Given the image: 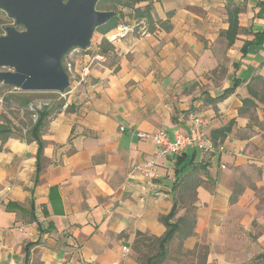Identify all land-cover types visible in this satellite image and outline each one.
Returning <instances> with one entry per match:
<instances>
[{
    "label": "crops",
    "instance_id": "obj_1",
    "mask_svg": "<svg viewBox=\"0 0 264 264\" xmlns=\"http://www.w3.org/2000/svg\"><path fill=\"white\" fill-rule=\"evenodd\" d=\"M227 5L240 8V31L230 44L223 34ZM133 14L122 19L132 29L105 35L113 57L91 64L84 80L57 98L63 104L50 113L40 132L43 157L37 182L38 144L23 129L29 117L18 106V112L10 114L0 102V125L12 130L0 138V264H137L132 251L136 232H164L161 217L172 208L173 183L200 162L206 163L207 173L196 189L195 232L209 245L205 264H244L253 257L214 256L212 245L225 243L218 236L225 229L219 221L228 224L229 209L250 195L244 190L237 204L230 203L233 182L245 169L251 174L255 168V174H262L258 186L264 183V128L253 124L257 134L236 135V129L249 122L248 115L239 112L248 95L246 84L254 75L264 78V0H152V31L144 18L138 21L142 26L134 28ZM89 56L84 53V63ZM235 80L239 85L232 93L205 101V95L216 97ZM190 113L204 118L210 141L211 130L234 120L221 143L225 150L211 155L201 150L197 160V149L188 148L158 160L161 194L142 200L144 176L138 167L154 157L157 147L150 138H139L137 131L164 127L173 140L187 131ZM255 114L261 121L259 109ZM120 126L125 129L120 131ZM181 162L187 166L183 171ZM8 203L14 209L9 210ZM249 211L241 212L236 227L249 231V216L257 215L262 228L264 212L258 216L254 206ZM251 245L264 246V233L243 244V251Z\"/></svg>",
    "mask_w": 264,
    "mask_h": 264
},
{
    "label": "trees",
    "instance_id": "obj_2",
    "mask_svg": "<svg viewBox=\"0 0 264 264\" xmlns=\"http://www.w3.org/2000/svg\"><path fill=\"white\" fill-rule=\"evenodd\" d=\"M151 3L152 0H99L96 4V9L98 10H113L115 11V15L112 16L108 21L104 24H101L96 27L95 33L99 35L98 38L95 39L92 37V44L85 49L80 50L86 53L87 51H91V54H103L106 55L107 59L113 57V46L110 40H108L105 35L110 32L113 28H115L122 21L123 17L126 14L134 13L133 16L136 19L135 27L142 26L138 21L142 18L145 19L146 28L149 31H152L155 27V22L150 16L151 11ZM123 9H128L129 12L125 13ZM238 12H240V8L230 5L226 7L227 13V21L228 28L223 31L224 36L228 40L230 44L237 33L240 31L238 26ZM5 15L4 12L0 9V16ZM171 12L167 13V16H170ZM157 23L168 29L169 26L165 21L158 20ZM4 25H2L1 17H0V34L3 33ZM21 26H17L19 29ZM134 27V28H135ZM22 28V27H21ZM63 68H64V59L62 60ZM239 80H235L230 86L224 89L221 94L216 97H209L205 95V101L207 103H212L219 101L232 93L235 88L239 85ZM260 84V87L258 86ZM3 88L13 89L12 86H7L1 84ZM248 95L242 98V105L239 108V112L242 114H247L249 117V122L246 127H250L255 124L259 127L262 126L261 122H259L257 115L255 114V110L259 104L264 105V78L259 75L252 76L246 84ZM37 95L33 92H22L20 90H13L12 93L7 94L3 97L4 102L7 106H11V103L14 102L18 107L23 108L24 115L29 117V123L27 127H23L26 132V135L31 139L35 140L38 144L37 152H36V167L34 172V181H38V175L41 172V162H42V152H43V141L40 138V132L44 127L47 117L50 113L62 106L63 101L58 98V94L54 92L46 93L45 97L50 98V102L43 105V107L37 112V119L32 121L30 112L27 110L28 104L31 101H34V98ZM252 109L253 112H250ZM234 124V120H230L225 125L213 129L209 133V137L211 142L215 145H221L224 138L232 131V126ZM264 128V127H263ZM12 130L9 127L0 125V138L4 139L6 135L11 133ZM213 153V152H211ZM192 163V162H191ZM206 163L200 162L198 165H193L190 169L182 173L181 176L177 178V181L173 183L172 189L175 191V198L173 200V205L170 212L161 217V221L165 227L164 232L157 236L149 233H143L137 231L135 234V239L132 243V251L135 257V261L137 264H162L166 258H168L169 247L170 245L177 240L179 247H183L184 243L187 239L195 237V226L197 223V194L196 189L202 183V177L206 175ZM177 191V192H176ZM195 201L192 203V208H186L185 213L176 217L177 211L179 209L180 199L185 195H189ZM229 201L232 203L236 201L235 194H231L229 197ZM13 203H8L7 208L14 209ZM29 209H33V202L28 201ZM26 249V248H25ZM143 249H146V251ZM148 249H153V253H150ZM182 249V248H181ZM28 256H25L27 259ZM255 260L261 261L264 264V251L257 254L254 258ZM207 261V252H205L204 256H202L201 264H205Z\"/></svg>",
    "mask_w": 264,
    "mask_h": 264
},
{
    "label": "water",
    "instance_id": "obj_3",
    "mask_svg": "<svg viewBox=\"0 0 264 264\" xmlns=\"http://www.w3.org/2000/svg\"><path fill=\"white\" fill-rule=\"evenodd\" d=\"M98 1L0 0L14 22L0 35V83L22 92L65 93L70 79L64 56L87 49L96 27L115 15L96 9Z\"/></svg>",
    "mask_w": 264,
    "mask_h": 264
},
{
    "label": "rangeland",
    "instance_id": "obj_4",
    "mask_svg": "<svg viewBox=\"0 0 264 264\" xmlns=\"http://www.w3.org/2000/svg\"><path fill=\"white\" fill-rule=\"evenodd\" d=\"M4 14H5L4 16L3 15L0 16L1 21H2V25H4V26L14 25L13 19L9 18L5 12H4ZM122 25L123 26L124 25L129 26V23L126 22L125 20H123L119 23V25H117L115 28H113L110 32L116 31L118 29V27H122ZM139 27L140 26H137L135 28L138 29ZM19 29H22V28L20 27ZM131 29H132V27H131ZM143 29L144 28L141 27V30H143ZM3 33H4V30H3ZM94 36H95V39L99 37V35L95 32L93 33V38H94ZM91 44H92V40H91ZM87 52H89L88 54H91L90 50ZM84 53H86V52H83V51L75 52V57L77 58V60L81 61L77 64L81 65L82 67L84 66L85 63L88 62L87 61L84 63V61L82 59ZM93 63H96V62H93ZM82 67H77V69L79 70ZM12 92H13V89L3 88L1 86V83H0V102H1V104L6 105L7 111L13 115L14 113L18 112L16 110H18L19 108L17 107V105L14 102H12L11 106L9 107V106H7V104L3 100L4 96H6L7 94L12 93ZM33 93H35L37 95L34 98V100H44V102H46V103H49L51 100L50 98L45 97L46 93H49V92H33ZM256 109H259V115L262 118L261 121H259V122H261L262 126L261 127L258 126V128H257V129L261 130L264 127V105L259 104ZM250 112H253L252 109L250 110ZM28 123H29V121H26L24 123L23 127H27ZM251 126L250 127L248 126L246 128H242V129L241 128L236 129L237 130L236 135L239 136L240 138H249V137H252L254 134H257L256 133L257 131L255 132V130H253ZM256 137L261 138V136H256ZM249 149L253 150L252 147H249ZM244 151H245V149H244ZM203 152L207 153L208 155H211V152H206V151H203ZM242 153L244 154L245 152H242ZM202 154H203L202 151L197 149L194 159L200 160ZM181 163L182 164H180V166H179V171H183V169H185L187 167L185 165L186 163H183V162H181ZM216 163H217L216 160H214L213 168H216ZM254 169L255 168H252L253 173L248 174L249 169L247 168V169H245V172H243L242 175H239L238 179H236V180L234 179L235 181L232 184V194H235L236 201H237L240 193L244 190L250 191V195L244 196V198L242 199V203H240V204L235 203L236 201L233 202L237 205H235L234 207L229 209L228 214H229L230 218L228 220V224H226L225 219H223L222 221H219V222H223L222 227H224L225 229H222L223 235L222 236L218 235V236L221 239L223 237L225 240V243H223L222 246H217V247L215 245H212V251L214 252V256H253L252 258H250L249 261L245 262L244 264H262L261 261L255 260L254 258L257 254L264 251V246L259 245L257 247L256 245L255 246L253 245V247H252V245H251V247L247 253H245V251H243V250H245V248L244 249L242 248L243 244L247 243L248 241H250V242L255 241L258 234L264 233V225H262V228H259L260 226H258L259 222L257 220V215H255L254 218H253V215L249 216L250 219L248 220V222H250V225H251V229L249 231L244 229L240 225H239L240 226L239 228L236 227V224H238L237 221L241 217V212H243V211L250 212L249 209L253 206L257 208L258 216H260L264 212V183L263 184L259 183V186L257 183V182H259V179L262 178L261 177V178L257 179V177H260L262 174L260 171L258 172V174H255ZM194 202L195 201L190 196V194L185 195L182 198V200L180 199L179 213L178 214L179 215L184 214L186 208H189V207L192 208L191 205ZM230 210H232L231 213H230ZM235 222H237V223H235ZM252 232H255V234H252ZM203 240L201 242L199 240V237L196 235L195 237H192L189 240H186L183 247H181V246L179 247L177 240H175L169 247L168 258H166V260L162 264H201L200 262L202 260V256H204L205 252H207V257L209 255V245L204 243ZM214 243L217 244V242H214ZM144 250L146 251V249H143V251ZM148 250L150 251V253L154 252L153 249L152 250L148 249Z\"/></svg>",
    "mask_w": 264,
    "mask_h": 264
},
{
    "label": "built area",
    "instance_id": "obj_5",
    "mask_svg": "<svg viewBox=\"0 0 264 264\" xmlns=\"http://www.w3.org/2000/svg\"><path fill=\"white\" fill-rule=\"evenodd\" d=\"M131 29V26L122 25L114 32H119L120 35L126 33ZM108 39V38H107ZM109 40V39H108ZM80 51L79 48H74L70 50L64 56V70L68 74L70 79L69 89L63 93H57L59 96H64L65 94L72 91V89L80 84L85 76L89 72V67L93 62H103L106 60V55L103 54H90L87 64H85L79 71L77 67L78 60L75 57V52ZM13 90L15 88L13 87ZM60 98V97H59ZM47 104L44 100H34L28 104V111L32 121L37 119V112ZM206 121L198 113L189 114V125L187 131L175 135L174 139H169L166 129L164 127H158L151 132L137 131L136 135L139 138H150L156 145L157 149L155 155L150 160L144 162L138 167L139 172L144 176V181L140 185L142 191V200L151 194H161L157 179L159 177L158 172V160L166 159L176 153H181L188 148H195L206 152H218L221 153L225 150V147L221 144L215 146L206 136L205 133ZM124 126H120L119 130L123 131ZM224 168V165H221ZM20 230L22 228L19 227ZM28 236H32V232L26 231ZM124 251H128L127 247H123Z\"/></svg>",
    "mask_w": 264,
    "mask_h": 264
}]
</instances>
